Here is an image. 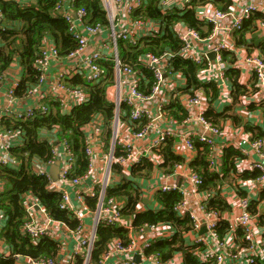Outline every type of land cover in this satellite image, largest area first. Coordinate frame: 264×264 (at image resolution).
I'll return each mask as SVG.
<instances>
[{
	"label": "built area",
	"instance_id": "1",
	"mask_svg": "<svg viewBox=\"0 0 264 264\" xmlns=\"http://www.w3.org/2000/svg\"><path fill=\"white\" fill-rule=\"evenodd\" d=\"M22 1V0H21ZM25 1V0H23ZM104 8L108 13L109 25L101 22L89 23L88 11L85 8H74V0H59L55 6L57 14L62 16L69 25V31L73 39L77 42V47L67 56H61L58 47L54 42L47 41L41 49V54L34 61L33 67L39 73V79L36 84L30 86L24 96L40 95L41 100L35 104L19 108L17 106L18 97L16 89L19 86V78H15L3 92V103L0 106V164L18 168L19 161L11 154V148L22 144L24 136L21 132L12 129H6L2 125V119L7 117L13 121H27L37 117H43L49 114L51 99L60 103L61 109L68 113L79 104L89 101L90 95L81 86L72 85L67 82V77L75 74L83 75L85 79L93 84L106 81L107 73L105 67L100 63L101 60L112 58L115 62V84L124 87V92H118L115 98L117 115L114 120L111 143L105 140V133L100 142L104 147L108 146L106 152V171L102 179L95 181L85 189L82 187L76 192L77 200L80 203L87 204L94 217V222L89 235L82 236L78 239L73 252V259L79 260L81 264L91 263V254L94 245L98 239L97 229L99 224L108 226L122 225L131 229L128 244H124L120 239H115L109 243L106 252L101 256L97 264H106L107 260L113 255H126L121 264H137L133 259L134 256L140 255V259H144L148 264H165L158 253L146 254V250L153 241L158 239L159 233L166 228L164 224H144L139 228L132 229L131 225L126 223L123 215V202L115 197H106V191L112 182L113 167L119 166L120 174L124 175L129 172L131 167L140 163L144 157L156 158L155 152L158 151L166 142L168 137H175L181 143L180 147L185 150L196 151L195 141L209 145L210 157L212 165H218L217 157L221 149H218V138L223 134V126L214 123L207 118L206 112L209 108V101L204 93H196L187 95L182 103L189 111V116L183 120L184 123L195 121L203 127L202 132L186 131L184 133L176 130H165L158 127V122L167 116L165 107L170 103L173 97L182 96L179 91L169 95L166 90L165 82L168 77L175 76L172 70L171 62L174 57L180 56L184 59L196 61L198 65H203L205 69L201 72L205 79H214L217 81L221 96L229 94L228 77L226 74L228 65L224 59V51L235 49L234 33L241 30L243 24L255 12H261L258 0H248L240 9L230 8L227 10L214 9L210 14H204L200 18L206 23L212 24V31L203 36L201 32L187 24H175L173 31L180 40V48L176 51L165 50L160 54L147 52L142 56L141 64L150 70L154 76V83L150 93H144L141 90L142 75L139 69L133 68L131 65L123 64L118 55V40L129 41L137 44L141 38L149 37L163 33L165 24L162 20L134 18L135 9L141 7L144 0H102ZM194 0H161L160 7L162 12L171 13L176 9H184L191 7ZM121 15L125 17L121 18ZM0 17L1 10H0ZM124 23L123 29H119L118 25ZM4 23L0 24V28H4ZM108 31V40L101 47L91 53L84 55L88 46L89 38L100 35ZM263 37L264 42V17L258 21V30ZM200 43L207 44L209 48L202 50ZM214 55V57H211ZM61 57L76 60L74 72L69 74L67 71L60 70L51 79V88L49 91H42V86L48 81L46 68L48 64L55 59ZM244 62L251 67L253 75L256 79L255 83L250 86L249 92L243 97L244 104L264 102V52L249 53V48ZM8 71V70H7ZM0 75V92L5 81L6 74ZM114 84V85H115ZM113 85V86H114ZM122 104L130 107L129 119L131 122L144 120L145 123L138 130H134L131 123L127 120L121 122L119 110ZM154 108V111L151 108ZM260 111V110H259ZM251 114V112H250ZM252 116V114H251ZM253 118V117H252ZM254 119V118H253ZM253 121V120H252ZM126 123L130 127V135L124 137L120 135V125ZM264 126V112L261 110L260 121L256 123ZM86 131V130H85ZM89 132H85V153L88 158V167L84 175L72 176L77 163V157L73 151L71 143L65 137H58L54 142L49 140L52 147V156L47 161L36 159L34 170L39 174H46L50 181V187L62 193L60 208L71 213L78 221L76 228H71L63 221L54 219L46 210V208L34 197L27 196L24 205L27 218L22 226V232L27 234L33 241H38L44 237H48L55 241L56 238L55 225L69 228L72 232H82L85 227V217L77 213L74 204L71 202V196L68 191L56 189V180L51 173L42 166L54 164L60 161V172L57 180L73 185H80L85 180L93 177L96 172L94 151V139ZM21 137V143H16V138ZM251 145L252 154L245 152L246 159L239 164V171L258 169L261 174L254 180L240 181V186L235 187L238 194L240 188L248 191L246 197L240 198V212H222L218 209H210L207 206V199L199 200L193 204L187 197L186 193L173 183L161 184L158 191L172 192L179 191L182 193V200L174 206V211L180 216L188 215L193 223L192 230L198 231L203 227L208 232V237H198L194 245L197 247L194 254L197 255L200 264H264V233L260 231L259 218L264 212V207L259 204L256 215L251 214L247 208L250 205V199L257 197L259 192L264 190V138L253 137L248 134ZM140 140H147L149 144L145 147V151H141L136 147ZM120 146L123 153L116 154V146ZM149 152V153H146ZM244 152V151H243ZM249 160V161H248ZM154 161V160H153ZM157 162L159 160H156ZM42 164V165H40ZM170 177V175H168ZM189 178L196 192L199 191L203 184L202 176L190 168ZM4 191V183L0 181V194ZM256 194V196L252 195ZM96 197L98 202L94 209H91L86 198ZM5 217L0 214V232L5 226L2 224ZM221 221H226L229 230L226 236L220 238L217 228ZM243 230V237L246 244L240 242V249L231 245L227 240L228 235L235 236L237 229ZM133 231L138 234H151V238L145 242H139L132 237ZM169 236V233H167ZM166 236V237H167ZM162 238V237H160ZM212 241V243L210 242ZM6 244L0 238V248ZM238 249V250H237ZM13 256L17 264H63L56 257L42 256L34 258L21 254H2L0 257Z\"/></svg>",
	"mask_w": 264,
	"mask_h": 264
},
{
	"label": "trees",
	"instance_id": "2",
	"mask_svg": "<svg viewBox=\"0 0 264 264\" xmlns=\"http://www.w3.org/2000/svg\"><path fill=\"white\" fill-rule=\"evenodd\" d=\"M59 0H0L1 15L4 20V28H0V75L5 73L15 62H19L24 68L19 86L16 89L18 97H23L28 88L37 83L39 73L34 69V61L41 54V49L48 40H52L58 47L61 56H67L77 47L73 39L69 25L65 19L56 13L55 6ZM161 0H144L141 7L135 9L134 18L158 19L165 24L163 33L143 37L137 44L129 41L118 40V55L123 64L131 65L140 70L142 75L141 90L150 93L155 81L152 72L141 64L142 56L147 52L160 54L165 50H178L180 40L173 31L175 24L181 22L198 29L203 36L212 31V24L206 23L197 15V7L200 4L213 3L222 6V10L230 9L233 0H194L191 7L176 9L171 13H164L160 7ZM74 8H85L88 11L89 23L101 22L109 25L108 13L102 0H74ZM264 17L262 12H255L246 20L241 30L234 33L235 45L246 46L251 35L257 33L258 21ZM262 47L264 48V42ZM250 51V50H249ZM224 59L228 65L226 74L229 80L230 97L232 103L218 111L213 105L221 98L220 89L214 79L201 77L203 65L196 61L184 59L180 56L173 58L172 70L180 74L186 81L185 88H179L182 96L204 93L209 101L206 112L207 118L214 123L223 126V122L229 119L236 126H243L246 132L253 137L264 138V126L254 124L250 112L262 110L264 102L244 104V96L249 92L256 79L249 84L240 81V70L236 66V55L233 50L224 51ZM107 73L106 81L93 84L83 75L75 74L67 77V82L81 86L90 95L89 101L74 106L66 113L61 109L60 103L51 99L49 101L50 112L43 117H37L27 121H13L7 117L2 119V125L6 129L17 130L24 136L19 146L11 148V154L19 161V167H9L0 164V181L4 183V191L0 194V214L5 217L6 224L0 232V238L9 246L10 254H21L39 258L42 256L56 257L60 251L59 243L48 237L33 241L22 232V226L27 218L24 201L27 196H34L56 220L63 221L71 228H76L78 221L68 211L60 208L62 193L50 187V181L46 174H39L34 170L36 159L47 161L52 156V143L43 132L57 131L58 137H65L71 143L77 157L76 168L72 176L84 175L88 167V158L85 153V128L99 115L103 117V124L108 129V144L111 143L112 129L117 115L115 101L108 95V89L115 84V62L110 59L101 60ZM177 91H172L174 95ZM182 96L173 97L166 105L167 116L182 122L189 116V111L182 104ZM247 113L244 114L242 110ZM130 107L122 104L119 110L121 122L128 121L134 130H138L145 123L144 120L131 122L129 119ZM175 137H168L165 144L155 152L156 160L144 157L140 163L134 164L119 183L109 185L106 197H115L123 202V215L131 218L132 229L144 224H164L175 229L172 235L158 238L152 242L145 251L146 254L158 253L162 261L167 262L176 253H183L185 264H200L194 250L197 245L186 246L184 234L193 228V223L188 215L180 216L174 211L183 198L179 191H158L156 200L160 209H140L142 192L138 186V180L148 179L156 169L165 174H171L176 167L185 162V158L175 151ZM196 158L189 163L190 167L202 176L203 184L199 190L209 195L206 203L210 209H218L222 212L232 210L225 198L223 186L226 183L239 187L240 181L256 179L261 172L258 169L239 171V164L246 159V155L233 145L224 146L217 157V164L212 165L210 147L196 139ZM120 146H116V154L120 155ZM154 160V161H153ZM113 172H120L119 166L113 167ZM222 174V175H221ZM239 195L246 197L248 191L239 189ZM89 206L94 209L98 202L96 197L86 198ZM264 200V190L257 197L250 199L247 210L256 215L258 205ZM259 223L264 226V212L261 213ZM229 225L221 221L217 233L220 238L227 235ZM131 229L122 225L108 226L99 224L97 229V241L91 254V263L97 264L101 256L106 252L108 245L115 239H120L128 244ZM238 235L243 237V230L237 229ZM239 240L243 245L245 240ZM0 264H17L13 256L0 257ZM81 264V263H80Z\"/></svg>",
	"mask_w": 264,
	"mask_h": 264
},
{
	"label": "crops",
	"instance_id": "3",
	"mask_svg": "<svg viewBox=\"0 0 264 264\" xmlns=\"http://www.w3.org/2000/svg\"><path fill=\"white\" fill-rule=\"evenodd\" d=\"M248 0H233V5L231 8L234 9H240ZM258 5L260 6L261 12L264 14V0H258L257 1ZM222 6L213 4V3H205V4H200L197 7V15L198 17H201L204 14H210L214 9H220ZM121 18L125 17L121 15ZM4 23V20L2 17H0V24ZM185 23H181L180 25H184ZM125 26L124 23H120L118 25L119 29H123ZM109 37V32L105 31L100 35H96L93 37L89 38V43L88 46L84 52V55L91 53L92 51H95L101 47L103 43H105L108 40ZM50 42H53L52 40H48ZM263 45V37L260 33H255L251 35V37L248 39V45L246 46H235L234 53L236 55V66L240 70V81L243 84H249L255 80V77L253 75V72L251 70V67H249L245 62V57L247 55V51L249 48V53H262L264 52V48L262 47ZM200 48L202 50H207L209 46L207 44H202L200 43ZM214 57V55H212ZM211 56V57H212ZM76 60H71L69 58H64L61 57L59 59L52 60L47 68H46V74L48 81L42 86V91H49L51 88V79H53V76L60 70L67 71L69 74H72L74 72V68L76 67ZM24 74V68L19 62H15L7 71L5 81L1 87V92H0V106L3 103L4 97H3V92L6 90V88L9 86V84L12 82L13 79L19 78ZM201 77L204 78V75L201 74ZM205 79V78H204ZM186 81L184 77H182L180 74H176L175 76H170L165 82V86L167 93L169 95V92L171 90H176L178 91L179 88H185ZM231 85L229 84L228 81V88H230ZM124 87H119L116 84L114 86H110L108 89V95L111 99L115 101L116 94L118 92H124L123 90ZM187 95L182 96L183 102L186 100L185 97ZM38 100H41L40 95H32L30 97L23 96L18 98L17 106L19 108H23L25 106H29L32 104H35ZM245 100V99H244ZM182 102V103H183ZM215 105L216 110L218 111H223L224 107H227L229 104L232 103L230 94H224L221 96L220 99L217 101L213 102ZM152 110L154 111V108L151 105ZM242 112L246 114L247 112L243 109ZM252 117L255 120L260 121V114L261 110L251 112ZM253 121L255 122V120ZM263 126V124H262ZM158 127L163 128L165 130H176L178 132H186V131H195L196 133L202 132L203 127L198 124L195 121H189L184 123L177 121L173 117H165L164 119L160 120L158 122ZM85 132H89L94 139V151L96 153V158H95V165H96V172L93 177H90L89 179L85 180L82 182L80 185H73L72 183H65L62 182L61 180H57L59 172H60V161H56L54 164L48 165V166H42L45 170L49 171L51 173V170H53L57 175V178L55 179L52 174L51 176L56 180V189H61V190H66L69 192L71 196V202L74 204L75 209H76V214H82L85 217V227L82 232H72L71 229L69 228H64L59 225H55L56 228L55 234L56 238L59 241V247L60 251L56 258L61 261L63 264H80L79 260H74L72 255L74 252V249L76 247V243L78 242V239H80L82 236H87L89 235V232L91 231L92 224L94 222V217L93 213L91 210L83 203H80L77 200L76 197V192L78 189L81 187L85 189L91 184H95V181L98 179H102L105 176V171H106V155H107V149L108 146L104 147L103 144L100 142L102 137L104 136L105 133V140L108 139V129L107 127L104 126L103 124V117L99 115L91 124L86 126ZM130 127L128 124L123 123L120 125V135L124 137H128L130 135ZM88 134V135H90ZM248 134L249 132H246V130L242 126H236L233 124L231 119L224 121L223 122V134L221 137L218 138V149H222L226 145H233L239 149H242V151L248 152L251 154V158L249 160H252L255 158V156L252 154L251 151V145L250 141L248 139ZM57 131H44L43 132V137L51 140L54 142L57 138ZM16 143H21V137L16 138L15 140ZM178 140L175 143V151L182 155L185 158V162L183 165L176 167L173 173L171 174H165L163 173L160 169H156L150 178L148 179H140L138 180V186L140 187V190L142 192L141 195V203L139 208L140 209H160V205L156 200V194L158 193V190L161 186V184L165 183H173L177 185L178 187H181V189L186 193L187 197L191 200L193 204H196L197 201L203 200V199H208L209 195L207 193H203L202 191L196 192L194 190V187L191 183V180L189 178V172H190V165L189 163L193 161L196 158V152L195 151H189L185 150L181 146V143ZM149 144V141L147 140H140L137 144L136 147L140 149L141 151H145V147H147ZM149 153V152H146ZM154 159V158H153ZM157 157L155 158V160ZM248 160V161H249ZM59 162V165H56V163ZM42 165V164H40ZM128 175V171L124 173V175H121L119 172H114L112 173V182L111 184H117L119 183L125 176ZM170 175V177L168 176ZM222 175V174H221ZM235 187L230 184L226 183L223 186V195L225 198L228 200L229 204L232 207V212H240L241 207H240V195L234 189ZM253 196L256 194H252ZM259 206V205H258ZM262 207H264V203H262ZM91 208V207H90ZM92 209V208H91ZM125 221L129 226L132 224V219L129 217L125 218ZM2 224H6V220L3 219ZM175 229L171 226H166L164 229V232H160L159 236L160 237H166L169 233V235H172L174 233ZM260 231L264 233V226H260ZM233 235V234H232ZM232 235H228L227 240L230 241L231 245L235 248L240 249V239L242 238L241 234L238 235L235 233V236L232 237ZM208 237V232L205 227H203L201 230L194 231V230H189L184 234V241L186 246H191L195 244V241L198 237ZM132 237L135 238L139 242H145L151 238V234H138L137 231H133ZM159 237V238H160ZM212 243V241H210ZM237 249V250H238ZM11 252L9 246L7 244H3L0 248V253L2 254H9ZM126 258V255H113L110 257L109 260H107L106 264H121V262ZM136 257L134 256L133 259ZM140 259V258H139ZM137 264H148L147 261L144 259L136 260ZM165 264H185V259L183 253H176L175 256L167 261ZM260 264V263H258Z\"/></svg>",
	"mask_w": 264,
	"mask_h": 264
},
{
	"label": "rangeland",
	"instance_id": "4",
	"mask_svg": "<svg viewBox=\"0 0 264 264\" xmlns=\"http://www.w3.org/2000/svg\"><path fill=\"white\" fill-rule=\"evenodd\" d=\"M255 120V119H254ZM254 122V121H253ZM256 123H259V120H255V122H254V124H256ZM243 127V126H242ZM244 128V127H243ZM56 165H59V162H57L56 163ZM51 174H52V176L56 179L57 178V175H56V173H55V171H54V168H53V170H51ZM238 193H239V191H238Z\"/></svg>",
	"mask_w": 264,
	"mask_h": 264
},
{
	"label": "water",
	"instance_id": "5",
	"mask_svg": "<svg viewBox=\"0 0 264 264\" xmlns=\"http://www.w3.org/2000/svg\"><path fill=\"white\" fill-rule=\"evenodd\" d=\"M212 57H213V56H212ZM135 257H136V258H135L136 260H140V259H139V258H140V255H136Z\"/></svg>",
	"mask_w": 264,
	"mask_h": 264
}]
</instances>
